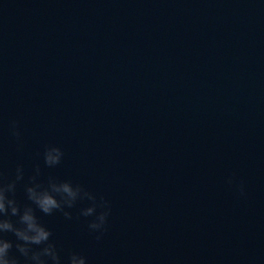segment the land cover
<instances>
[{
	"label": "clouds",
	"instance_id": "1",
	"mask_svg": "<svg viewBox=\"0 0 264 264\" xmlns=\"http://www.w3.org/2000/svg\"><path fill=\"white\" fill-rule=\"evenodd\" d=\"M11 134L20 142L21 134L17 121L10 124ZM64 157L63 150L56 145L44 148L45 166L53 168L59 165ZM41 168L37 164L34 172L25 181L23 165H18L14 178L8 179L0 171V264H64L56 244L52 241V231L46 227L36 215L38 209L46 216L61 212L71 220L72 213L68 209L76 207L78 202L88 201L87 207L79 210V216L92 217L88 222V230L95 233V239L101 240L107 231L108 217L111 214L109 201L97 196L80 184L70 180H60L49 176L47 182H41ZM23 183L27 201L21 204L16 198L17 186ZM229 184L233 180L229 178ZM240 197H246L243 183L236 185ZM33 205L35 207H33ZM15 218V219H13ZM11 233L15 241L7 239ZM13 248L19 256L12 253ZM67 264H87V258L77 252L69 253Z\"/></svg>",
	"mask_w": 264,
	"mask_h": 264
}]
</instances>
